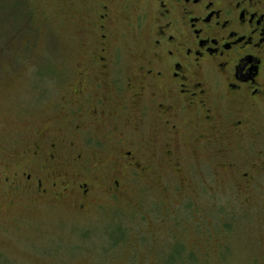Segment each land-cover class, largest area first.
I'll list each match as a JSON object with an SVG mask.
<instances>
[{
    "label": "flooded vegetation",
    "instance_id": "1",
    "mask_svg": "<svg viewBox=\"0 0 264 264\" xmlns=\"http://www.w3.org/2000/svg\"><path fill=\"white\" fill-rule=\"evenodd\" d=\"M80 2L86 50L62 102L72 109L60 113L66 131L87 136L84 154L62 157L66 134L39 131L0 160L9 189L84 209L97 183L109 196L133 178L165 191L164 169L183 183L184 156L232 143L242 180L264 172V0ZM92 132L103 147L94 172L84 151L95 156Z\"/></svg>",
    "mask_w": 264,
    "mask_h": 264
},
{
    "label": "rangeland",
    "instance_id": "2",
    "mask_svg": "<svg viewBox=\"0 0 264 264\" xmlns=\"http://www.w3.org/2000/svg\"><path fill=\"white\" fill-rule=\"evenodd\" d=\"M84 11L80 0H0V160L54 128L67 136L62 157L83 152L87 136L66 131L60 112L86 50ZM86 135L94 172L103 147L100 135ZM215 147L182 153L183 183L168 168L165 191L133 178L109 196L97 183L84 209L72 198L49 204L15 193L0 166V264H168L177 250L174 264H264V172L242 180L233 143L227 153ZM116 227L125 236L110 241Z\"/></svg>",
    "mask_w": 264,
    "mask_h": 264
},
{
    "label": "trees",
    "instance_id": "3",
    "mask_svg": "<svg viewBox=\"0 0 264 264\" xmlns=\"http://www.w3.org/2000/svg\"><path fill=\"white\" fill-rule=\"evenodd\" d=\"M24 17H26V16H24ZM230 226H231V224L230 223H225L224 224V226H223V228L225 229H229L230 228ZM116 229V233H114V235H113V233H111V232H109L110 233V237H109V240L111 241V239H115V237H117V236H121V235H123L124 233H125V231H123V229L122 228H120V227H116L115 228ZM114 236V237H113ZM124 236H125V234H124ZM123 236V237H124ZM123 237H121V239L123 238ZM111 238V239H110ZM112 240V241H113ZM116 240H117V238H116ZM113 243L115 244V242L113 241ZM174 248H178V246H174ZM180 248H184V247H182V245H180ZM179 248V249H180ZM181 252H182V250H177L174 254H175V256H170V257H166V262H167V259H168V261H169V263L168 264H174V262H176V261H178V260H181V258H183L182 256L183 255H181ZM181 255V256H180ZM95 264V263H94ZM96 264H105L104 262L103 263H96Z\"/></svg>",
    "mask_w": 264,
    "mask_h": 264
}]
</instances>
